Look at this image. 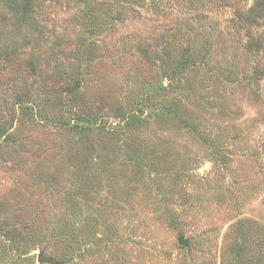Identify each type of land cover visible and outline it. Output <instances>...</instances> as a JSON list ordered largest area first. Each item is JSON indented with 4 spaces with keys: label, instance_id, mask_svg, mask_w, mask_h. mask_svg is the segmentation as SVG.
<instances>
[{
    "label": "rangeland",
    "instance_id": "1",
    "mask_svg": "<svg viewBox=\"0 0 264 264\" xmlns=\"http://www.w3.org/2000/svg\"><path fill=\"white\" fill-rule=\"evenodd\" d=\"M257 1L0 0V264H264Z\"/></svg>",
    "mask_w": 264,
    "mask_h": 264
},
{
    "label": "trees",
    "instance_id": "2",
    "mask_svg": "<svg viewBox=\"0 0 264 264\" xmlns=\"http://www.w3.org/2000/svg\"><path fill=\"white\" fill-rule=\"evenodd\" d=\"M256 8H257L256 9V13L259 14V15H263L264 14V0H258L256 2ZM238 251L240 253H244L243 249H241V247H240V249H238ZM259 264H261V263H259Z\"/></svg>",
    "mask_w": 264,
    "mask_h": 264
},
{
    "label": "water",
    "instance_id": "3",
    "mask_svg": "<svg viewBox=\"0 0 264 264\" xmlns=\"http://www.w3.org/2000/svg\"><path fill=\"white\" fill-rule=\"evenodd\" d=\"M180 242L185 243V242L183 241L182 238L180 239ZM37 259H38V261H40V262H42V261H48V260H49L47 257H44V256H42L41 254L38 255V258H37Z\"/></svg>",
    "mask_w": 264,
    "mask_h": 264
}]
</instances>
